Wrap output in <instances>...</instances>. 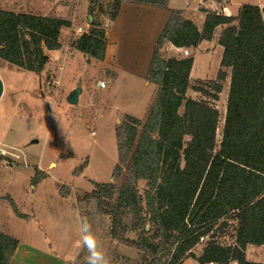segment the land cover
<instances>
[{"label": "trees", "instance_id": "1", "mask_svg": "<svg viewBox=\"0 0 264 264\" xmlns=\"http://www.w3.org/2000/svg\"><path fill=\"white\" fill-rule=\"evenodd\" d=\"M111 1V20L123 2L169 3ZM203 11L201 28L182 11L171 13L148 68L147 81L155 89L146 114L125 116L117 128L114 181L94 183L88 193L110 217L111 236L138 249L141 264H182L189 257L200 264H264L249 261L246 253L250 245L264 246V8L244 4L237 17ZM72 26L69 18L0 8V60L41 73L49 63L45 50H60ZM220 26L225 27L218 36L223 54L217 78L192 86L194 56L164 57L162 49H195L212 41ZM107 43L106 30L93 19L70 46L104 61ZM228 70L219 136L221 116L213 102L220 99ZM189 88L202 96L187 97ZM43 178L45 173L37 171L33 184ZM12 207L21 216L14 202ZM131 229L139 232L137 239L126 236ZM18 246V239L0 231V264H10Z\"/></svg>", "mask_w": 264, "mask_h": 264}, {"label": "rangeland", "instance_id": "2", "mask_svg": "<svg viewBox=\"0 0 264 264\" xmlns=\"http://www.w3.org/2000/svg\"><path fill=\"white\" fill-rule=\"evenodd\" d=\"M203 1L175 0L171 8L182 11L185 17L202 26L204 16L199 12ZM111 7V0L95 3L92 0H0L1 9L64 18L76 15V26L64 36L66 60L58 58V51L45 50L49 63L41 73L0 60V79L4 85L0 99V146L23 149L28 163L14 167L0 165V231L18 239L33 252L25 264H86L87 249L82 247L79 231L85 218L109 264H141L142 254L138 249L111 236L110 217L102 214L88 193L94 190V183L114 181L113 171L119 160L117 128L125 116L142 119L146 114L155 89L154 84H146L151 60L146 58L147 46L161 21L157 19L150 24V15L142 20L139 30L147 37L141 52L134 53L141 59L127 60L123 54H117L114 59L112 50L108 61L82 53L75 55L70 46L80 36L75 27L89 31L94 19L108 29ZM129 20L128 25L132 26L138 21ZM220 32L219 28L212 41L195 49L169 50L168 45L162 49L168 48L166 57H196L195 70L190 76L192 86L199 80H216L223 54L218 44ZM228 73L220 99L213 102L221 116L219 136L229 92L230 70ZM100 81L107 83L106 88L99 86ZM79 85L82 88L79 102L70 104L67 96ZM186 96L196 99L202 95L189 88ZM183 111L181 107L180 113ZM37 171H43L45 178L33 184ZM12 202L21 216L14 212ZM134 220L130 216L128 223L132 226ZM138 235L135 229L126 234L131 239H137ZM203 246L199 244L194 253L199 255ZM246 253L249 261H264V246L250 245ZM182 264L200 263L189 257Z\"/></svg>", "mask_w": 264, "mask_h": 264}, {"label": "crops", "instance_id": "3", "mask_svg": "<svg viewBox=\"0 0 264 264\" xmlns=\"http://www.w3.org/2000/svg\"><path fill=\"white\" fill-rule=\"evenodd\" d=\"M174 1L175 0H169L168 5L164 7L146 5V4L140 5L136 3L133 4V2H123L116 18L114 20L109 19L110 23L106 24L108 25V29H106V36H107L108 43H107L105 61H108L107 59L109 58L110 50H112L113 52L114 59L116 58L117 54L118 55L123 54V56L127 60H130L133 58L135 59L143 58V57H140L139 55L135 57L134 53L137 54L141 52V48L144 47V39L147 37V34L142 35L144 32H141V30L139 29H140V25L142 24V20L146 19V15H150L152 17V18L150 17L151 18L150 24H152V22H154V20H157V19L161 21L160 26L157 27L156 35L154 36V38H151V43L147 46L148 56L146 58L151 59L161 31L163 30L166 22L168 21L171 13L173 11H176V10H172L171 8L172 4H174ZM244 4L258 5L259 7L264 8V0H205L200 4L201 10L199 13L203 14L204 20H205L206 13L203 10L217 12L220 14H224L226 16L237 17L240 7ZM140 6H144V7H140ZM60 17H63V16H60ZM75 17H76L75 14L71 17H68V16L66 17L72 20L73 26H76L74 24ZM89 18L91 21L92 17H89ZM129 18L133 20L138 19V21H136L133 26L128 25V22L130 21ZM202 26H198V27L201 28ZM78 27H81V26H78ZM76 28L77 27H75V29ZM219 28L222 31L223 27L220 26L217 28V30ZM207 42L209 41H203L202 44L207 43ZM112 45L113 47L111 49ZM64 48L65 47L63 46L60 50H58V58L60 57L62 61L66 60V56L68 55L67 52H65ZM50 52H53V51H50ZM78 53L80 52H78L77 50H74L75 55ZM173 57H176V56L174 55ZM195 62H196V57H195ZM195 62H194V66H193L191 74H193V71L195 70ZM146 73H148V71ZM149 83L150 82L146 81V84H149ZM31 254H33V252L29 250L27 247H24L23 243L20 241L19 246L16 250V253L10 264H25L27 261V258Z\"/></svg>", "mask_w": 264, "mask_h": 264}, {"label": "clouds", "instance_id": "4", "mask_svg": "<svg viewBox=\"0 0 264 264\" xmlns=\"http://www.w3.org/2000/svg\"><path fill=\"white\" fill-rule=\"evenodd\" d=\"M79 231L82 247L87 249L86 264H109L88 219L81 220Z\"/></svg>", "mask_w": 264, "mask_h": 264}, {"label": "built area", "instance_id": "5", "mask_svg": "<svg viewBox=\"0 0 264 264\" xmlns=\"http://www.w3.org/2000/svg\"><path fill=\"white\" fill-rule=\"evenodd\" d=\"M77 34L81 35L86 31L83 30V27H77L75 29ZM105 81H100L99 86L104 88L106 87ZM24 164L27 165L26 154L23 149L11 146V145H1L0 146V165L4 167H14L16 165ZM206 238L202 237L201 241H205Z\"/></svg>", "mask_w": 264, "mask_h": 264}, {"label": "water", "instance_id": "6", "mask_svg": "<svg viewBox=\"0 0 264 264\" xmlns=\"http://www.w3.org/2000/svg\"><path fill=\"white\" fill-rule=\"evenodd\" d=\"M168 51V48L162 50V55L164 57H166V52ZM3 91H4V85H3V82L2 80L0 79V99L3 95ZM82 93V88L81 86L79 85L77 88H75L74 90H72L69 95L67 96V101L70 103V104H78L79 102V97H80V94ZM149 225L147 226V229H149Z\"/></svg>", "mask_w": 264, "mask_h": 264}]
</instances>
